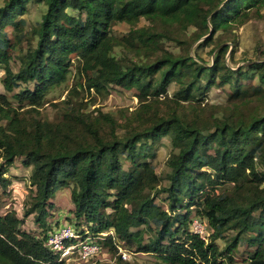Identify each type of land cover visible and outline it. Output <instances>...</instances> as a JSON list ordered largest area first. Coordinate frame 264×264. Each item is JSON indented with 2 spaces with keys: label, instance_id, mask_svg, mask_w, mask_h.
<instances>
[{
  "label": "trees",
  "instance_id": "trees-1",
  "mask_svg": "<svg viewBox=\"0 0 264 264\" xmlns=\"http://www.w3.org/2000/svg\"><path fill=\"white\" fill-rule=\"evenodd\" d=\"M31 2L46 11L34 31L35 47L14 72L10 51L16 44L6 28L14 27L21 42V16ZM262 7L264 0H5L0 71L8 92L20 88L14 97L21 106L0 93V190L13 184L8 174L17 159L32 167L35 192L25 217L35 214L40 232L25 230L13 210L0 213V264H67L45 240L60 225L48 221L55 197L69 188L75 226L83 235L87 229L93 236L113 230L100 243L114 253L124 247L166 264H238L246 243L242 264H264V58L234 69L223 43L213 48L211 63L199 54L169 51L148 63H122L113 55L122 46L149 56L163 37L179 42L191 28L198 30L193 41L205 37L209 47L218 32L244 25L253 9L261 16ZM142 20L162 30L114 35L116 25L135 27ZM74 58L89 90H135L139 107L121 119L76 108L59 121L43 118L39 109L68 80ZM173 84L178 89L172 97ZM214 87H229L225 102L207 101ZM164 138L173 148L166 184L153 162L154 145ZM195 218L207 222L206 239L192 231ZM146 230H152L147 242Z\"/></svg>",
  "mask_w": 264,
  "mask_h": 264
},
{
  "label": "rangeland",
  "instance_id": "rangeland-1",
  "mask_svg": "<svg viewBox=\"0 0 264 264\" xmlns=\"http://www.w3.org/2000/svg\"><path fill=\"white\" fill-rule=\"evenodd\" d=\"M4 2L5 0H0V7L3 6ZM45 11L46 8L44 4L36 2L28 4L26 14L21 16V18L25 20L23 31L19 33L21 42L17 38L18 32L14 30V27L9 26L6 28L8 37L12 40V44H16V47L10 51L13 55L11 67L14 72H17L20 68V59L24 57L30 48L35 47L37 37L34 31ZM249 14L248 20L241 27L229 33L218 32L215 37L216 43L209 47L203 45L205 37L197 42L193 41L198 30L191 28L187 32L179 34L181 40L179 42L171 40L168 37H163L158 45V50H156L155 53H151L149 56L137 55L122 46H116L113 50V55L122 63H127L129 61L148 63L155 60L163 51H169L176 55H186L190 53L195 56L199 54L206 62L211 63L214 56L213 48H215L217 44L223 43V45L226 44L229 46L230 53L234 50L233 57H231L229 53L226 57V61L232 68L237 69L242 65L248 64L250 61H258L264 58V7L261 9V16L256 14V9H253ZM141 28L162 30L161 27H154L149 21L142 20L135 27L126 23L116 25L114 27V35L120 39L129 38L133 30ZM73 62L74 66L72 67L68 80L62 85L52 89L47 94L46 103L39 109L43 118L51 121H59L63 119L64 113L68 108H76L83 112H92L95 115L98 114L97 110L100 109L103 112L114 115L117 119H121L123 115L139 107V101L136 97L137 92L135 90H126L117 86L104 89L101 93H97L93 89L89 90L85 84L84 75L79 70L80 61L74 58ZM5 77V71H0V93L6 95L13 106H21L18 99L14 97V94L18 93L20 88H16L13 92H8L4 87ZM254 84H258V81H254ZM21 87L24 88L25 85ZM33 87V83L29 85V88ZM177 89L178 86L176 84L171 85L168 88L169 95L173 97ZM227 94H230L229 87L224 89L221 87H214L209 92L207 101H210L211 104L225 102L228 96ZM251 109L255 111L257 107L253 106ZM221 114L222 113H218L220 116ZM32 115L36 116V113L33 112ZM4 123L5 122H2L0 124ZM172 149L169 138H164L154 145L155 156L153 162L156 166L157 173L162 176L163 184L167 183L165 180L166 174L169 171L167 161L172 153ZM31 173L32 167L21 165L20 159H17L16 164L12 166L8 174L13 184L8 187L7 191L0 190V213L3 214L9 210H13L19 218L24 219L23 228L25 230L40 232L39 227L35 223V214L25 217L30 208L29 202L35 192V188L30 184ZM162 198L163 197L160 196V199L157 201L159 204L163 203ZM55 204L56 208L52 212V215L49 216L48 221L52 222L54 225L57 221L60 225L66 222L73 223L74 204L71 198V188L58 191L55 197ZM165 208H167L166 204ZM144 228L143 226L138 227L134 229V231L143 230ZM144 233L146 238L145 241L147 242L152 234V230H146ZM217 242L221 247H224L225 242L223 240L219 239ZM121 248L123 253L127 254L126 259L123 258V254H121L120 250L114 253L110 251L108 247H103L102 252L93 259L89 261H77L73 264H166L152 253H136L126 250L124 247ZM247 248L246 243H242L240 246L237 253L238 264H242L243 260L247 257Z\"/></svg>",
  "mask_w": 264,
  "mask_h": 264
},
{
  "label": "built area",
  "instance_id": "built-area-1",
  "mask_svg": "<svg viewBox=\"0 0 264 264\" xmlns=\"http://www.w3.org/2000/svg\"><path fill=\"white\" fill-rule=\"evenodd\" d=\"M205 220L195 218L192 222V231L200 235L203 239L209 236L208 227ZM114 236V231L103 232L98 236H93L87 229L86 234L80 233L74 223L66 222L59 226H53L47 233L45 245L55 254L59 256L60 261L67 264H73L77 261H89L98 256L102 250L101 240L107 236ZM123 258H127V254L123 253L119 247Z\"/></svg>",
  "mask_w": 264,
  "mask_h": 264
}]
</instances>
